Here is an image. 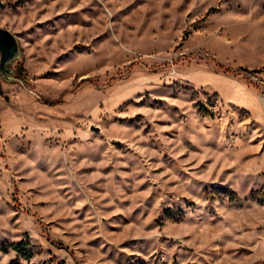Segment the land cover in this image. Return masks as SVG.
<instances>
[{
  "label": "rangeland",
  "instance_id": "obj_1",
  "mask_svg": "<svg viewBox=\"0 0 264 264\" xmlns=\"http://www.w3.org/2000/svg\"><path fill=\"white\" fill-rule=\"evenodd\" d=\"M0 27V264H264V0H0Z\"/></svg>",
  "mask_w": 264,
  "mask_h": 264
},
{
  "label": "water",
  "instance_id": "obj_2",
  "mask_svg": "<svg viewBox=\"0 0 264 264\" xmlns=\"http://www.w3.org/2000/svg\"><path fill=\"white\" fill-rule=\"evenodd\" d=\"M18 53V44L14 36L0 27V76L10 79L9 64Z\"/></svg>",
  "mask_w": 264,
  "mask_h": 264
},
{
  "label": "trees",
  "instance_id": "obj_3",
  "mask_svg": "<svg viewBox=\"0 0 264 264\" xmlns=\"http://www.w3.org/2000/svg\"><path fill=\"white\" fill-rule=\"evenodd\" d=\"M257 200L259 203L264 204V191ZM10 246L13 247L15 250H17L18 252L22 253L23 255L26 256L31 255L30 251L24 248V242L12 243Z\"/></svg>",
  "mask_w": 264,
  "mask_h": 264
}]
</instances>
